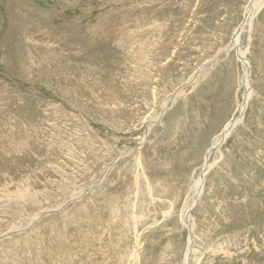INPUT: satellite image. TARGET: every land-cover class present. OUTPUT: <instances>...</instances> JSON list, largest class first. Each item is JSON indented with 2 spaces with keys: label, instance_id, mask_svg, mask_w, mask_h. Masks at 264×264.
I'll return each instance as SVG.
<instances>
[{
  "label": "rangeland",
  "instance_id": "rangeland-1",
  "mask_svg": "<svg viewBox=\"0 0 264 264\" xmlns=\"http://www.w3.org/2000/svg\"><path fill=\"white\" fill-rule=\"evenodd\" d=\"M250 2L0 0V264H184ZM240 46L192 264H264V0Z\"/></svg>",
  "mask_w": 264,
  "mask_h": 264
},
{
  "label": "bare ground",
  "instance_id": "bare-ground-1",
  "mask_svg": "<svg viewBox=\"0 0 264 264\" xmlns=\"http://www.w3.org/2000/svg\"><path fill=\"white\" fill-rule=\"evenodd\" d=\"M262 3H263V0H251V2L249 3V5L247 6L246 11H245V19L241 23L240 27L237 29L233 41H231V43H229L228 46L222 50L223 52H227V51L232 50L235 47L237 48L239 59L242 61V64H243L244 73H245V77H246L245 79H246L248 90L246 91V93L244 95V100L239 105L240 108H239V111L237 112V116H235L233 119H231L229 122H227L223 131L215 137V140L213 142L212 147H210V149L206 152L205 161H204L203 165L201 166V173L194 180L193 185H192V195H190V197L186 201L187 204L183 210L182 218H183L184 224L188 228V231L190 234H189V239H188L187 246H186L187 249L185 252L184 264H192L191 259H192V254L194 251V243H195L194 242V232H193V230H194V216H193L192 211H193V208H195V206L197 205L198 200L200 198V195L203 191L204 178H205L206 174L208 173V171L212 167V163L210 162L211 155L214 151H219L221 149V147L227 141V139L232 134L234 129L237 127V125L242 122L245 110L247 109V106H248V101H249V98L251 96V92L253 91V89L251 87V68H250L251 63H250L249 59L247 58L246 51L242 50V48L240 46V35H241L244 27L248 24H251L252 19L256 15L257 10H259ZM208 65H212V63H210V62L207 63V65L203 69H201L198 72V74L191 81H193V82L196 81V78H198L201 74H203V72L205 71L206 67H208ZM169 103H170V101L167 103L166 108L170 105ZM166 108H165V110H166ZM152 123H154V121ZM152 123H150L149 126H151ZM113 165H114V163L111 164V166H113ZM111 166H110V168H111ZM110 168L109 169L107 168L108 169L107 171H109ZM104 175H106V173H104ZM39 217H40V214L36 213L35 216H33L31 218V223L33 220H36ZM107 263H108V261H107Z\"/></svg>",
  "mask_w": 264,
  "mask_h": 264
}]
</instances>
